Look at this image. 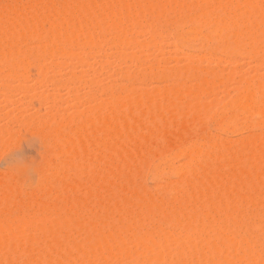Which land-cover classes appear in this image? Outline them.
<instances>
[{
  "label": "bare ground",
  "instance_id": "obj_1",
  "mask_svg": "<svg viewBox=\"0 0 264 264\" xmlns=\"http://www.w3.org/2000/svg\"><path fill=\"white\" fill-rule=\"evenodd\" d=\"M5 1L8 5L0 2L5 6L0 7L1 81L27 82L29 68L35 67L38 71L34 74H41L38 83L36 78L33 84L30 82L32 89L38 84L45 88L52 85L55 91L65 89L74 103L71 105L77 107L76 92L79 86H85L90 89L87 101L96 104L78 115L47 114L43 119L25 120L20 114L12 116L3 111L9 126L0 129L1 148L6 145H2L1 133L9 134L11 127L25 125L35 126V132L40 130L60 152L55 151L52 161L50 158L49 169L35 191L37 195H29V199L37 196L35 200L26 203L17 199V204L15 196L20 189L13 186L15 179L8 175L5 180L3 173L0 176V264H264V137L250 135L232 147L219 136L215 137L218 140L210 138L203 127L210 119L214 131L220 134L233 133L241 126L264 128V75L235 81L238 86L234 97L214 116L210 103L203 100H211L224 79L211 70L217 77L209 78L210 71L206 70L205 77L209 79L203 78L200 68L192 64L159 65L165 62L163 48L174 47L173 53L178 54L196 43L203 54H189L187 58L193 64L217 63L224 59L218 55H224L229 60L246 57L257 62L258 67L263 65L262 0H202L190 7L185 5L186 0H33L28 5ZM142 34L146 39L141 43L137 38ZM104 48L114 50L106 53L113 62L98 58L107 57ZM148 48L157 51L152 63ZM137 50L140 54L134 52ZM144 50L148 51L147 60ZM95 57L100 61L96 62ZM127 61L124 69L116 67ZM131 64L134 68L145 65V69L136 72L132 68L130 72L131 66L127 69V65ZM67 65L88 67L96 75L110 69L111 77L124 84L107 85L93 72L91 76L83 72L79 75L75 73L78 69L67 70ZM47 67L55 69L51 70L53 75ZM63 68L64 73L68 71L67 78L55 82L54 73L59 75ZM42 71L48 73L44 74L47 77L52 75L54 82L45 79ZM225 78L232 83L235 80L233 76ZM189 79L196 84L190 81L193 86L188 87ZM161 81L162 87L165 82L173 83L161 89L153 87L156 91L149 90L151 94L134 87L136 83ZM10 82L1 83L2 96L10 97ZM20 85H15L16 89L30 90L27 95L36 94L34 99L41 105L50 103L53 108L58 102L56 92L45 97L32 92L26 84ZM3 100L8 105V99ZM9 102L15 104L10 98ZM20 103L14 106L18 111ZM192 129L196 136L185 139ZM6 137L5 141H10ZM161 140L164 145L153 146ZM153 153L162 160L167 156L184 159L181 169L167 167L168 173L180 180L174 185L173 180H165L171 196L157 190L158 198L156 194L155 198H147L143 195L147 190H141L143 186L142 195L134 188L132 178L137 180L141 172L145 175L144 167H150L147 157H154ZM161 164L151 169L152 176L158 179H164L167 172ZM83 169L86 180L79 178ZM191 175L200 183L190 181ZM123 181L131 182L135 190L124 192ZM54 184L59 186L57 191L62 188L59 199L55 200L58 192L49 197L52 200H45ZM82 186L86 193L79 189ZM108 205L113 213L116 210L113 216H122L111 222ZM17 208L20 215L16 216L13 212ZM53 225L57 228H50Z\"/></svg>",
  "mask_w": 264,
  "mask_h": 264
},
{
  "label": "rangeland",
  "instance_id": "obj_2",
  "mask_svg": "<svg viewBox=\"0 0 264 264\" xmlns=\"http://www.w3.org/2000/svg\"><path fill=\"white\" fill-rule=\"evenodd\" d=\"M5 1V0H4ZM4 1H1L0 0V2H2L1 3V5L2 4H6ZM10 0H8L7 2L8 3H10L9 2ZM18 1H19V3H21L22 2V4H24L25 5V3H27V5L29 4V2H32L33 0H12L11 2H14V3H16V4H18V5H22V4H19L18 3ZM52 1H57V0H52ZM197 1V3H202V2H204V1H202V0H199L200 2H198V0H192V2H190L189 0H186V4L185 5H187L188 7H190L191 6V4L192 3H195ZM207 1V0H206ZM4 2V3H3ZM196 4V3H195ZM0 5V7H5V6H1ZM6 5H8V4H6ZM186 6V7H187ZM145 35H141L140 37H138L137 39H138V41L139 42H143L144 41V39H146V36L144 37ZM136 39V40H137ZM141 42V43H142ZM34 44V46H35V43H33ZM198 46H197V45ZM196 44H193V46L194 47H192L191 46V48L192 49H190V48H188V49H183V50H181V52H179L178 54H175V53H173V51H174V47L172 48V47H169V46H167V48H163L162 50L165 52V53H163L164 55H162L163 56V59L165 60V62L166 61H168L167 63H165L164 61L163 62H161V63H159V65H160V67H163L164 65H166V66H168V67H170V66H182L183 64H192L193 66H195L196 68H200L199 70L200 71H202L203 72V74H201V72L199 71V73H200V75H201V77H203V78H206V79H209V78H211V75H215V74H212V73H217V75H218V77H219V79H224L222 82H223V84H219L218 86H217V93H216V95L210 100L209 98H207L206 97V99H204L203 100V103H210V105H211V110H212V114L215 116V114L221 109V108H224L227 104H228V102L230 101V99L232 98V97H234V95H235V87L237 88V86H238V81L237 80H239V79H249V80H255V79H257V78H259L260 76H263L264 75V63H263V65L261 64V65H259V67L258 66H256V65H258V64H256L257 62H255L254 60H251V59H247L246 57H235V59L233 58V59H228V58H226L224 55H218V56H220V60H222L223 58V60L222 61H220V62H210V61H201L199 64L198 63H190V61H189V58H187L188 56L190 57V55L189 54H191V57H193V56H197L198 54H203V51H202V48H201V45L200 44H198V43H196ZM196 46V47H195ZM104 49H106V48H104ZM190 49V50H189ZM193 49H199V50H193ZM98 50V49H97ZM103 50V49H102ZM136 50V49H135ZM173 50V51H172ZM95 52H97L96 50H94ZM104 52H105V54L106 53H110L111 51H114L113 49H109V48H107L106 50H103ZM131 51V50H130ZM148 51H150L149 53H151V54H148L149 56H151V57H149V56H147V53H148ZM148 51L147 52H145V50L143 51L144 53H143V55L145 56L144 58L146 59V58H151V60L150 59H148V61L150 62V63H152L151 61L154 59V58H152V56L154 55V53L155 52H157L156 50H150V48H148ZM136 54H138L139 52H138V50L137 51H134ZM142 52V51H141ZM202 52V53H201ZM111 54V53H110ZM140 54V53H139ZM107 55V57H108V54H106ZM143 55H141V56H143ZM158 56V54H155V57H157ZM193 55V56H192ZM99 56V55H98ZM97 56V57H98ZM147 56V57H146ZM199 56V55H198ZM97 57H95V59L97 58ZM98 57L99 59H101V58H103V59H105V60H110V59H112L110 56V58L108 57ZM96 59V62H98V61H100L99 59ZM222 58V59H221ZM156 59V58H155ZM154 59V60H155ZM167 59V60H166ZM98 60V61H97ZM147 60V59H146ZM145 60V62L147 63V61ZM110 62V61H109ZM111 62H113V59L111 60ZM130 62V61H129ZM148 62V64H150ZM128 63V61L126 62V63H124L125 65L123 66V63H120L121 65H119L118 63H116V64H118L119 66H116V67H118L119 69H124L123 67H125L126 66V64ZM131 63V62H130ZM129 63V64H130ZM145 63V65H147ZM169 63H171V65L169 64ZM133 64V63H132ZM127 65V69H130L129 71L130 72H133L134 70L136 71V72H139L140 70L141 71H143V69H142V67H144V69H145V65H142V67H140V68H134L133 66L134 65ZM170 65V66H169ZM122 66V67H121ZM131 66V67H130ZM46 67V66H45ZM83 66H76V67H74L73 68V65H71L70 66V68H71V70H73V71H75L76 69H78V70H80V72H77L78 70H76L75 71V73L77 74H79V73H81V72H83V74H85L86 76L87 75H93V71H89L88 69H86V68H88V67H83ZM114 67H115V65H114ZM116 67L114 68L115 69V71L116 70H118V69H116ZM130 67V68H129ZM35 68V67H34ZM33 67L31 68H29V71H28V73H27V75H29V77L27 76H25L26 78H29L30 80L29 81H24V83H20V82H16V80H15V82H10L11 83V85H10V87H11V89L9 90V96L10 97H5V96H2L3 94L2 93H0V101H1V104H3V102H4V100H3V98H6V99H8V102H6V103H8V105L6 104V106H5V102H4V104L3 105H1L0 104V129H6V127L8 128V126H9V124H8V122L7 121H5V113L4 112H6L7 114H11L12 116H14L15 114H20V115H22V117H23V119H43V118H46V115L48 114V115H52V116H66V117H68V116H73V115H78L79 113H81V112H83L86 108H88L89 106H94L96 103L95 102H88L87 101V94L90 92V89L87 87H80L79 86V90L76 92V98H77V104H79L77 107H74V106H72V105H74V103L72 104V100L70 101L69 99H68V93H66L67 91L64 89H62V91L61 90H59V91H55L54 90V88H52V87H50V86H52V85H47L46 87L47 88H45V86H42L41 84V86H39V84L38 85H36L38 82H37V77L39 76V74H41V72L40 73H38V74H34L35 72L34 71H38L36 68V70L34 69ZM50 71L49 72H51V70L52 71H55V69L53 70V69H51V67H47ZM69 68V65H67V67H66V69L68 70V69H70ZM73 68V69H72ZM132 68L134 69V70H132ZM46 69V68H45ZM44 69V70H45ZM66 69H64L63 68V71L62 72H60L61 73V75H60V73H59V75H57L56 76V74L57 73H54L55 75H54V80H55V82L58 80V81H61V78H62V80L63 79H66L67 77H66V75H67V72L68 71H66V73H64V71L66 70ZM84 69V70H83ZM126 68H125V70H127ZM47 70V69H46ZM45 70V71H46ZM62 70V69H61ZM87 70L89 71V72H87ZM109 70V71H108ZM206 70H211V71H214V72H212L211 73V71L209 72L210 74L208 75V73L207 72H205ZM48 71V70H47ZM56 71H57V69H56ZM107 71L109 72V74H110V69H107ZM33 72V73H32ZM43 72V76H45V79H50L51 80V78L53 79V77H52V75H53V72H51V77L49 76V77H47L48 76V73H44V71H42ZM93 72V73H92ZM104 72V73H103ZM102 72V76L101 75H99V74H97L98 75V77L100 76L101 77V81L104 83V82H106L107 83V85H109L110 83H115V84H121L122 83V81L121 80H117L116 79V77L115 78H112L113 77V73H111L110 74V78H108L107 77V73L105 72V70ZM32 75H31V74ZM62 73H64V75L62 74ZM87 73V74H86ZM105 73H106V75H105ZM205 73V74H204ZM44 74H47V76L46 75H44ZM80 75V74H79ZM94 75H96V73H94ZM96 75V76H97ZM203 75V76H202ZM208 75V77H205V76H207ZM217 75H215L214 77H217ZM42 76V77H43ZM61 76V77H60ZM109 76V75H108ZM112 76V77H111ZM228 76L230 77V76H233V78L235 79V80H233L234 82L235 81H237V82H235V83H237V84H235L234 82L232 83V82H229L228 80H226V78L225 77H227V79H228ZM40 77V76H39ZM41 77V78H42ZM47 77V78H46ZM64 77V78H63ZM99 77V78H100ZM36 80V82L37 83H35V90L34 89H32V87L34 86H32V84H33V82H35L34 81V79ZM41 78H39V80L41 79ZM44 78V77H43ZM42 78V79H43ZM237 78V79H236ZM33 79V80H32ZM41 79V80H42ZM221 79V80H222ZM25 80H27V79H25ZM38 80V81H39ZM54 80L52 81V82H54ZM220 80V81H221ZM20 81H22V80H20ZM32 81V82H31ZM190 81H193V82H191L192 84L193 83H195L196 84V81L195 80H193V79H189L188 81H187V86L188 87H190V85L191 86H193L192 84H190ZM224 81H226V82H224ZM9 82L7 81V82H3V81H1V79H0V85H1V83H7V85H9ZM26 82V83H25ZM30 82L32 83V84H30ZM49 82V81H48ZM188 82H189V84H188ZM30 84V87H29V84ZM50 83V82H49ZM106 83H104V84H106ZM154 83H156V84H154ZM152 82L150 85H142V84H140V83H136V84H134V87L135 88H138V90L139 91H141V92H143V91H146V93H149V94H151V93H153L154 91H156V89H154L153 87H159L158 89H161V88H165L166 86H170L171 85V83H173L172 81L168 84L167 82H165L166 84V86H164V87H162V85L161 84H164V82ZM161 83V84H160ZM20 85V86H22V84H23V86H24V84H26V86L27 87H29L31 90H32V92H33V90L36 92H38V94H43V95H45V97H46V94L48 93V95H49V92H51L50 94L51 95H53L55 92V94L54 95H56L57 96V99H58V102L54 105V107L53 108H51L50 106H51V104L50 103H42L43 105H41L36 99H34V97L36 96L37 97V95L35 94L34 95V97L32 96H30V95H32V94H30L29 96L27 95L28 94V92H31L29 89V91L28 92H26L27 91V89H26V91H24L25 90V88H24V90H22L23 91V94H25V95H23V94H21V92L22 91H20V90H18V89H16V86L17 85ZM51 84V83H50ZM124 83H122L121 85H123ZM16 85V86H15ZM18 85V86H19ZM136 85V86H135ZM154 85V86H153ZM18 86H17V88H18ZM37 86H39L40 88H38ZM76 86V85H75ZM12 87H14V88H12ZM42 87H44L45 89H46V91L45 90H43L42 89ZM20 88H22L23 89V87H20ZM51 88V89H50ZM77 88H78V86H77ZM15 89V90H14ZM48 89V90H47ZM153 89V90H152ZM235 89V90H234ZM18 90V93L16 94V91ZM149 90H151V91H153V92H151L150 93V91ZM13 91V95H15L16 94V96H13L12 95V92ZM19 91H20V93H19ZM54 91V92H53ZM66 91V92H65ZM149 91V92H148ZM157 91H159V90H157ZM141 92H139V93H141ZM11 93V94H10ZM21 94V95H20ZM141 94H143V93H141ZM145 94V93H144ZM12 95V96H11ZM24 97H23V96ZM51 95L50 96H47V97H51ZM228 97H227V96ZM27 96H28V98H27ZM42 96V95H41ZM29 97H31V100H29ZM1 98H2V100H1ZM9 98H10V100H12V102L14 101L15 102V104L13 103H11V102H9ZM68 99V100H67ZM17 100L20 102L21 101V103H20V110L18 111V109H17V107L15 108L14 106L17 104V103H19V102H17ZM30 102H29V101ZM17 102V103H16ZM23 102V103H22ZM68 102H70V103H68ZM10 103V104H9ZM26 103V104H25ZM50 104V105H49ZM72 104V105H71ZM221 104V105H220ZM19 105V104H18ZM41 105V107H39ZM218 105V106H217ZM33 106V107H32ZM215 106V107H214ZM19 107V106H18ZM37 107H39V109L37 108ZM4 109V110H3ZM17 109V110H16ZM4 111V112H3ZM215 113V114H214ZM2 116V117H1ZM3 116H4V118H3ZM2 118V119H1ZM5 121V122H4ZM8 124V125H7ZM7 125V126H6ZM23 126V127H22ZM203 126V125H202ZM29 127H31V126H29ZM25 128V125H21L20 127L19 126H14V127H11V129H8V133L9 134H6V133H1V137L3 138V141H2V139H1V141L3 142L2 143V145L3 144H6L5 145V147H4V145H3V148H1V143H0V176H2V173H3V179H5L6 177H12V179L11 180H13V178L15 179L14 181H9L10 183H16V185L14 184L13 186H16V189H17V185H18V187H19V189H20V191H18L20 194L18 195V192L16 193V196L15 197H17L16 199L15 198H13V202L12 203H15L16 201H17V199H18V201H19V199L20 200H22V201H24V202H26V200H27V202L28 201H31V200H35V199H37V193L35 192L36 191V189H37V187L39 186V183H40V181H41V179L43 178V175H44V173L47 171V169H49L48 167H49V164H50V162L53 160V158H54V154H55V151L57 152V151H59L60 152V149L59 148H54L53 147V143H51V141L49 140V139H45L44 137H43V135L42 134H40L41 132H40V130L39 131H37V132H35L36 130V128H35V126H32L31 128ZM203 127H205V129H208V132L210 133H207L206 131H205V129L203 128ZM203 127H200V130H199V127L197 128V130H199V131H204L205 133H207L208 135H210V138H215V137H218L219 136V138H220V140L222 141V142H224L225 141V143L224 144H226V146H228L229 144L230 145H232V147H233V145H234V143L236 144L238 141H242V140H244L247 136L248 137H250V135H262L263 137H264V128H248V127H243V126H241V127H239L238 129H236L233 133H219V132H215L214 131V123L212 122V120H207L206 121V123L204 124V126ZM33 128V129H32ZM201 128H203V130L201 129ZM242 128V129H241ZM245 128V129H244ZM38 129V128H37ZM196 129V128H195ZM244 129V130H243ZM29 130H33V132L31 131H29ZM197 130H195V132L197 131ZM216 130V129H215ZM194 132V130L192 129L191 130V132ZM199 131L198 132H196V133H199ZM236 131H238V132H236ZM190 132V131H189ZM190 132V134L191 135H188L187 134V136H186V138L185 139H187V138H191V137H193V136H196V135H193V132L191 133ZM250 133V134H249ZM39 134V135H38ZM195 134V133H194ZM215 134V135H214ZM234 134V135H233ZM8 135V138L10 139V141L7 139V141L9 142V144H8V142L7 141H5V139L7 138L6 136ZM222 137H221V136ZM41 136V137H40ZM190 136V137H189ZM42 139H40V138ZM225 137V138H224ZM213 138V139H214ZM219 138H215L216 140H218ZM241 138V139H240ZM214 139V140H215ZM247 139V138H246ZM235 140V141H234ZM164 141V140H163ZM163 141L161 140L160 141V143H159V141H158V143L156 142H154V144H153V146L155 145V146H159L160 144H162V145H164V143H163ZM11 142V143H10ZM51 144H50V143ZM44 143V144H43ZM46 143V144H45ZM52 145V146H51ZM161 147V146H160ZM159 147V148H160ZM231 147V146H230ZM229 147V148H230ZM52 148H54V149H52ZM58 149V150H57ZM49 150V151H48ZM120 150V148L118 149V153L120 154L121 152L119 151ZM232 150V149H231ZM46 152V153H45ZM52 152V153H51ZM58 152V153H59ZM154 154V153H153ZM155 156H156V154H154V159L151 161V158L150 157H147V159L149 158V160L147 161V162H149V164H150V167L148 168V166H146V167H144V169L146 170V171H144V169H143V171L145 172V175L144 176H142V172H141V170H138L139 172H141L140 173V175H141V177H139L138 175V173L139 172H137V176L139 177H137V180H135L136 178L135 177H133L132 178V182H134L133 184L135 185V187H134V185L132 186V184H131V182L130 183H126V182H121V184L122 183H126L129 187H130V189L129 188H127L128 186H126V184H124V185H122V187H121V189L124 191V192H133L135 189H133V191H132V188L134 187V188H136L137 187V193L138 192H140V193H138V194H143V192L141 191V190H147V192L148 191H150V192H148L149 194H147V192L145 191V193L143 194V195H145L146 194V196H147V198H148V195L151 197H153V198H155L154 196H156V195H158V192H157V194H156V191L157 190H159V192L161 193V192H165V193H167L168 195H170L171 196V192H169V190H167V187H168V185H167V187H166V183H165V180H166V182H169L170 181V183H171V181H172V185H174L175 183L176 184H178L179 183V177L177 178L176 176H173V175H170L168 172H169V169H170V167L171 168H177V169H179V167H180V169L181 168H183L184 167V164L183 163H185V162H183L184 161V159L182 158V157H179V156H167V157H164V159L162 160L161 158H159L158 159V157L157 158H155ZM48 157V158H47ZM48 160H47V159ZM50 158H51V161H50ZM165 158H167V160L165 159ZM162 160V161H161ZM162 163L163 162V165L161 164V166L167 171H165L166 172V174H165V176H164V179L163 178H161V179H158V178H155V177H153L152 176V172H151V169L154 167V166H158L159 164H160V162ZM148 164V165H149ZM244 164V163H243ZM154 165V166H153ZM31 166H34V168H35V171H36V173L38 174V179H37V177L34 175V174H30V167ZM153 166V167H152ZM169 169H168V168ZM84 169H85V167H84ZM84 169L83 170H81L82 172V175H84V176H82V175H80L79 176V178H81V180L83 179V177H85L86 178V175L85 174H83V173H87V172H85L84 171ZM46 170V171H45ZM6 173V174H5ZM6 175V176H5ZM9 175V176H8ZM194 175H196V176H198L197 174H194ZM82 176V177H81ZM192 176V177H191ZM191 176H189V179H190V181L192 180V178L194 177L193 175H191ZM195 176V177H196ZM150 177V178H149ZM166 177V178H165ZM199 177L201 178V180H203V178H202V176H200L199 175ZM198 177V178H199ZM143 178V179H142ZM169 178V179H168ZM197 178V177H196ZM196 178H194V179H196ZM199 178V179H200ZM0 179H2V178H0ZM6 179H9V178H6ZM5 179V180H6ZM36 179H37V181H36ZM133 179H134V181H133ZM138 179H140L141 180V183L139 182L140 180H138ZM194 179L192 180V182H196V183H200V181L198 180V182L195 180L194 181ZM80 180V181H81ZM83 180H86V179H83ZM112 180V179H111ZM111 180H109L110 182H111ZM162 180H164V181H162ZM179 180V181H178ZM135 181H136V184H135ZM177 181V182H176ZM83 181H81V183H82ZM173 182H175V183H173ZM202 182V181H201ZM138 183L140 184V185H138ZM129 184H131V185H129ZM165 184V187L163 186ZM170 185V184H169ZM54 186H55V190H53L54 189ZM125 186H126V188H125ZM139 186V187H138ZM140 186L142 187L141 188V190H140ZM171 186V185H170ZM169 186V187H170ZM57 187H59L57 184L55 185H53V187H52V192L50 191L49 192V194H48V196H46V197H44L45 198V200L46 199H48L50 196H52V195H56L58 192H59V194H57L55 197L57 198L59 195H60V192H61V190H62V188H58V189H61V190H59V191H57ZM83 187V188H82ZM81 188L79 187V189H82V191L81 192H85L86 193V187H84V186H82ZM119 187H120V185H119ZM162 187V189H160ZM166 189L165 191H162V190H164V188ZM181 187H184V186H181ZM139 188V189H138ZM19 189H17V190H19ZM79 189H77V194L80 192V190ZM128 189L130 190V191H128ZM168 189H170V188H168ZM161 190V191H160ZM155 191V192H154ZM167 191V192H166ZM171 191V190H170ZM34 192L36 193V198H28V197H30L29 195L31 194V196L32 197H34ZM56 192V193H55ZM81 192L79 193V197H81L82 196V194H81ZM104 192V191H103ZM106 192V191H105ZM104 192V193H105ZM24 193H26V194H24ZM33 193V194H32ZM50 193H51V195H50ZM85 193H83L84 194V196H85ZM102 193V192H101ZM134 193H136V192H134ZM151 193V194H150ZM160 193H159V195H160ZM103 194V193H102ZM141 194V195H142ZM154 194V195H153ZM156 194V195H155ZM173 194V193H172ZM159 195L157 196V198L159 197ZM20 196H22V197H24V200H23V198L21 199L20 198ZM27 196V197H26ZM60 197V196H59ZM59 197L56 199L55 198V200H58L59 199ZM149 197V198H150ZM28 198V199H27ZM44 198H41V199H44ZM51 198V197H50ZM49 198V201L50 200H52V199H50ZM52 198H53V196H52ZM82 198H83V196H82ZM160 198H162V195L160 196ZM14 199H15V202H14ZM40 199V198H39ZM54 200V199H53ZM206 200V199H205ZM204 200V201H205ZM18 201H17V204H18ZM21 201V204L23 203L24 204V202H22ZM26 202V203H27ZM20 203V202H19ZM109 206V205H108ZM107 206V207H108ZM106 207V208H107ZM110 207V206H109ZM109 209V208H108ZM107 209V210H108ZM18 208L16 209V211L14 210V212H13V214L14 215H20V210H18ZM102 210H104L105 211V213L107 214V212H108V214L110 215V218L112 217V219H110V221L112 222V220L113 219H118V218H120V216H122V214L120 215V216H117V213H116V217L115 216H113V214L116 212V210L114 211V213H113V210L111 209V207H110V209L109 210H112V213L111 212H109V210L106 212V210H105V207H104V209H102ZM33 212V211H32ZM118 214H120V213H118ZM51 216V215H50ZM53 216V218H55L54 216L55 215H52ZM52 216H51V218H52ZM118 217V218H117ZM107 219H104L103 221L105 222ZM108 221V220H107ZM106 221V222H107ZM114 221V220H113ZM54 226V225H53ZM53 226H50V228H55V226L53 227ZM48 228V227H47ZM57 228V227H56ZM55 228V229H56ZM36 238V237H35ZM38 238V237H37ZM36 238V239H37ZM39 239H41V238H39ZM39 239H37V240H39Z\"/></svg>",
  "mask_w": 264,
  "mask_h": 264
},
{
  "label": "clouds",
  "instance_id": "obj_3",
  "mask_svg": "<svg viewBox=\"0 0 264 264\" xmlns=\"http://www.w3.org/2000/svg\"><path fill=\"white\" fill-rule=\"evenodd\" d=\"M30 174H34L38 179V174L36 173L34 166L30 167ZM37 179H36V181H37Z\"/></svg>",
  "mask_w": 264,
  "mask_h": 264
},
{
  "label": "snow or ice",
  "instance_id": "obj_4",
  "mask_svg": "<svg viewBox=\"0 0 264 264\" xmlns=\"http://www.w3.org/2000/svg\"><path fill=\"white\" fill-rule=\"evenodd\" d=\"M262 3H264V0H262Z\"/></svg>",
  "mask_w": 264,
  "mask_h": 264
}]
</instances>
